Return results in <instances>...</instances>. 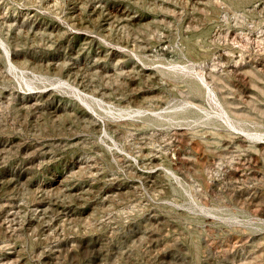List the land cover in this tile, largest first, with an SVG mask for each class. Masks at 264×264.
<instances>
[{"label":"rangeland","instance_id":"obj_1","mask_svg":"<svg viewBox=\"0 0 264 264\" xmlns=\"http://www.w3.org/2000/svg\"><path fill=\"white\" fill-rule=\"evenodd\" d=\"M0 264H264V0H0Z\"/></svg>","mask_w":264,"mask_h":264},{"label":"bare ground","instance_id":"obj_2","mask_svg":"<svg viewBox=\"0 0 264 264\" xmlns=\"http://www.w3.org/2000/svg\"><path fill=\"white\" fill-rule=\"evenodd\" d=\"M8 177V176H7ZM7 179V178H6ZM4 201V200H3ZM42 209V208H41ZM58 210V209H57ZM63 211V210H62ZM65 211V210H64ZM70 211V210H69ZM73 211V210H72ZM65 213V212H64ZM68 215V214H67ZM10 218V217H9ZM9 258V257H8Z\"/></svg>","mask_w":264,"mask_h":264}]
</instances>
